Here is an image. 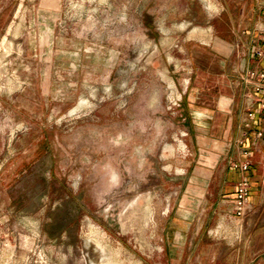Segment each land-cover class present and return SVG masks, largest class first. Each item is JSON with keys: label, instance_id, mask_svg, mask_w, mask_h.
<instances>
[{"label": "rangeland", "instance_id": "rangeland-1", "mask_svg": "<svg viewBox=\"0 0 264 264\" xmlns=\"http://www.w3.org/2000/svg\"><path fill=\"white\" fill-rule=\"evenodd\" d=\"M257 2L0 0V264H264L215 231L189 115L196 50L230 68Z\"/></svg>", "mask_w": 264, "mask_h": 264}, {"label": "crops", "instance_id": "crops-1", "mask_svg": "<svg viewBox=\"0 0 264 264\" xmlns=\"http://www.w3.org/2000/svg\"><path fill=\"white\" fill-rule=\"evenodd\" d=\"M257 3L264 8V0ZM251 23L255 26L248 32L249 39L241 43V48L237 47L235 61L230 68H226V63L231 59L228 51H219L215 45L196 50L200 53V60L195 77L197 81L193 85L195 92L189 96L193 106L189 115L195 125L193 130L198 132L199 168L211 178L222 162L219 165L218 198L223 199L222 203L229 204L227 214L230 224L219 223L215 231L244 233L248 247L251 239L260 236L264 247V135L261 139L256 138V133L264 127V111L255 108L250 129H244L241 123L245 102L244 87L239 76L254 68L264 70V59L260 60L253 54L256 48L264 50L262 36L255 29L261 21L254 16ZM194 95L196 102L192 100ZM243 150L248 151V157L241 154ZM243 160L250 163L247 172L251 186L249 207L243 219L235 220L232 216L233 203L240 172L233 169L230 162ZM203 181L205 184L206 178ZM256 255L259 254L251 253L247 262L255 264Z\"/></svg>", "mask_w": 264, "mask_h": 264}, {"label": "built area", "instance_id": "built-area-1", "mask_svg": "<svg viewBox=\"0 0 264 264\" xmlns=\"http://www.w3.org/2000/svg\"><path fill=\"white\" fill-rule=\"evenodd\" d=\"M259 33L262 35L264 42V27L259 28ZM254 56L258 59H264V50L256 48L253 51ZM240 82L244 87V102L245 107L241 115V123L244 129L252 127V120L256 111H264V70L254 68L247 70L239 76ZM264 135V127L256 133V138L261 139ZM242 155L248 157V151L243 150ZM230 166L240 172V179L236 183L235 200L233 203V218L235 220L243 219L249 207L250 196V181L247 177L250 163L248 160L232 161Z\"/></svg>", "mask_w": 264, "mask_h": 264}, {"label": "bare ground", "instance_id": "bare-ground-1", "mask_svg": "<svg viewBox=\"0 0 264 264\" xmlns=\"http://www.w3.org/2000/svg\"><path fill=\"white\" fill-rule=\"evenodd\" d=\"M209 6H211V5H209ZM210 9H211V7H210ZM212 11V10H211ZM10 47V46H9ZM164 79V78H163ZM83 103V102H82ZM86 103V102H85ZM181 144V143H180ZM171 151V150H170ZM140 197H142V196H140ZM141 199V198H140ZM124 212V211H123ZM132 212V211H131ZM123 215V214H122ZM131 216V215H130ZM120 219H121V217H120ZM128 226V225H127ZM130 226V225H129ZM125 228V227H124ZM102 247V246H101ZM103 250V249H102ZM105 255V254H104ZM111 261V260H110ZM113 261V260H112Z\"/></svg>", "mask_w": 264, "mask_h": 264}]
</instances>
